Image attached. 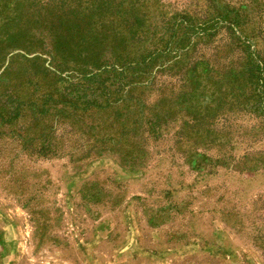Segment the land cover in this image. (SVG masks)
Returning a JSON list of instances; mask_svg holds the SVG:
<instances>
[{"label":"rangeland","instance_id":"374dc122","mask_svg":"<svg viewBox=\"0 0 264 264\" xmlns=\"http://www.w3.org/2000/svg\"><path fill=\"white\" fill-rule=\"evenodd\" d=\"M127 1L137 8L134 16L124 10ZM70 2L77 5L72 20L63 33H54L57 47L74 54L66 71L97 70L155 50L150 99L159 113L171 116L168 130L216 131L229 125V131L239 129L240 139L221 149L231 156L227 167L200 176L165 156L144 168L123 166L105 151L78 168L65 159L28 160L9 140L12 127L0 126V264H264L257 247L264 239V126L258 141L245 144V133L258 129L237 110L247 91L236 75L240 49L264 54V0H231L234 7H246L227 13L233 20L245 14L240 29L221 28L195 44L201 33L183 14L193 8L191 0ZM214 23L227 21L213 16L209 24ZM42 31L34 33L46 34ZM9 52L3 62L25 53ZM193 115L202 120H188ZM212 149L216 154L215 145ZM46 174L55 187L48 200L58 211L39 238L8 187L15 178L28 177L31 184ZM84 182H90V197L82 200Z\"/></svg>","mask_w":264,"mask_h":264},{"label":"trees","instance_id":"16d2710c","mask_svg":"<svg viewBox=\"0 0 264 264\" xmlns=\"http://www.w3.org/2000/svg\"><path fill=\"white\" fill-rule=\"evenodd\" d=\"M191 2L193 8L183 14L201 33L193 44L212 39L221 28L240 29L238 20L245 14H236L233 20L227 13L246 8L244 4L234 7L231 0ZM125 4L128 14L138 12L132 2ZM76 6L70 0H0V34L4 40L0 44V126L12 127L9 140L16 149L28 160L65 159L72 168L104 151L131 168L148 167L158 156L168 157L172 163L182 162L200 176L227 167L231 156L223 151L225 147L221 149L240 139L239 129L231 132L228 125L226 130L170 132L171 116L167 110L159 113L152 104L155 73L151 63L157 51L142 53L128 62L105 63L97 70L66 71L74 54L57 47L60 39L54 33H63ZM213 16L227 24H209ZM39 27L46 34L36 35ZM17 48L25 53L11 55L3 62L9 51ZM244 48L239 50L236 75L247 93L242 90L246 96L237 102V110L257 122L253 126L258 130L245 133L248 139L242 137L249 144L259 140L264 126V54ZM29 53L33 56L26 58ZM206 119L211 123V117ZM188 120L197 123L202 118L193 115ZM79 135L83 139L76 141ZM213 145L216 154L212 153ZM244 154L246 158L250 153ZM89 183L79 188L82 200L90 197ZM10 186L41 238L57 219L58 209L48 200L54 184L46 174L31 184L28 177L15 178ZM257 247L264 253V239L257 241Z\"/></svg>","mask_w":264,"mask_h":264}]
</instances>
